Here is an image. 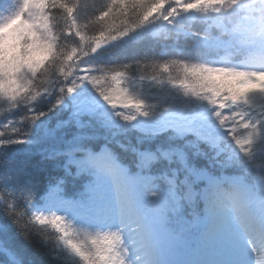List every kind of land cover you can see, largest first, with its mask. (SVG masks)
Listing matches in <instances>:
<instances>
[{
    "label": "snow or ice",
    "instance_id": "1",
    "mask_svg": "<svg viewBox=\"0 0 264 264\" xmlns=\"http://www.w3.org/2000/svg\"><path fill=\"white\" fill-rule=\"evenodd\" d=\"M0 213V264H264V0H0Z\"/></svg>",
    "mask_w": 264,
    "mask_h": 264
},
{
    "label": "trees",
    "instance_id": "2",
    "mask_svg": "<svg viewBox=\"0 0 264 264\" xmlns=\"http://www.w3.org/2000/svg\"><path fill=\"white\" fill-rule=\"evenodd\" d=\"M105 2V0H95V3L97 5H102ZM35 161L26 162L23 160V158H19L15 161H13L10 165L11 168H22V167H30L32 164H34ZM0 217H2V213H0Z\"/></svg>",
    "mask_w": 264,
    "mask_h": 264
}]
</instances>
